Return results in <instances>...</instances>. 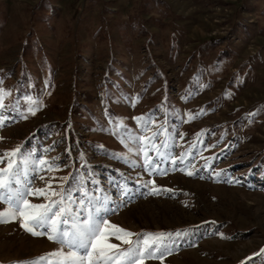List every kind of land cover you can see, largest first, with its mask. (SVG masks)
I'll use <instances>...</instances> for the list:
<instances>
[{
    "label": "rangeland",
    "instance_id": "1",
    "mask_svg": "<svg viewBox=\"0 0 264 264\" xmlns=\"http://www.w3.org/2000/svg\"><path fill=\"white\" fill-rule=\"evenodd\" d=\"M0 90V154L56 168L34 188L107 196L110 223L182 234L145 264H264V0H0ZM126 131L164 162L146 170ZM57 247L0 223V264Z\"/></svg>",
    "mask_w": 264,
    "mask_h": 264
},
{
    "label": "snow or ice",
    "instance_id": "2",
    "mask_svg": "<svg viewBox=\"0 0 264 264\" xmlns=\"http://www.w3.org/2000/svg\"><path fill=\"white\" fill-rule=\"evenodd\" d=\"M8 95V92L0 90V101ZM40 106L39 100L29 99L28 111L32 115H35ZM3 108L4 105L0 102V126L7 119L3 116ZM121 126L122 124L117 125L118 128ZM155 135L153 133V137ZM125 137L133 144V148L128 149L129 152H133L134 148L137 154L139 151L144 152L146 170H155L157 164L164 162L158 160L153 163L148 157L149 145L153 150L159 151L155 144H151V138L145 141L144 148H139L143 137L138 138L127 131ZM162 147L169 145L165 143ZM161 155L167 159L171 153L161 152ZM121 158L127 160L126 157ZM5 161L6 167L0 168V205L6 207L0 210V223L18 221L26 232L37 237L46 236L58 246L57 250L30 261L29 264H145L149 259L162 261L172 251L174 241L171 238L182 235L180 232L136 234L110 223L104 214L112 211L106 207L109 202L107 196L103 200L89 197L85 204L82 200L73 201L70 192L52 190L50 183L44 188H34L29 179L32 172L37 171L38 167L43 169L45 165H48V171L56 168L47 160L34 158L32 153H23L20 146L0 154V164ZM186 174L193 175L191 172ZM158 191L153 188L154 194ZM29 197H43L46 202L32 203ZM73 205H76L75 210ZM112 238L127 247L121 248L111 243Z\"/></svg>",
    "mask_w": 264,
    "mask_h": 264
}]
</instances>
